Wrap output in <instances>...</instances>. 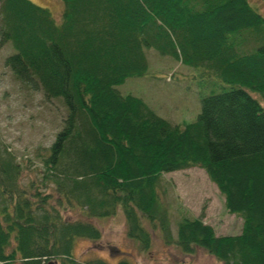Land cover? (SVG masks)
<instances>
[{"label": "trees", "instance_id": "trees-1", "mask_svg": "<svg viewBox=\"0 0 264 264\" xmlns=\"http://www.w3.org/2000/svg\"><path fill=\"white\" fill-rule=\"evenodd\" d=\"M264 2V0H261ZM56 24L30 0H0L4 66L20 83L59 98L66 110L42 159L41 179L88 219L120 210L126 235L150 247L142 220L168 239L162 174L198 168L241 219L239 235L216 236L200 219L176 224V247L222 264H264V15L248 0H61ZM195 70L199 111L171 124L116 87L145 75V50ZM259 94L262 105L251 96ZM0 153V264H79L73 240L99 231L63 221L45 184ZM89 264H104L94 260ZM126 264V263H120Z\"/></svg>", "mask_w": 264, "mask_h": 264}, {"label": "rangeland", "instance_id": "rangeland-1", "mask_svg": "<svg viewBox=\"0 0 264 264\" xmlns=\"http://www.w3.org/2000/svg\"><path fill=\"white\" fill-rule=\"evenodd\" d=\"M30 1L48 9L54 22L59 24L61 0ZM248 3L264 15V2L248 0ZM12 52L9 43L0 48V153L8 154L21 169V189H26L25 184L36 178L38 184H45L41 192L49 197L50 207L63 221L88 222L99 231L100 238L96 242L74 239L71 259L76 263L100 259L106 264H116L120 259L130 264H177L182 260L186 264H222L199 248L193 249L192 258L183 256L175 248L176 224L185 218L200 219L213 229L216 236H235L241 232V219L227 213L223 198L198 168L161 175L159 194L166 211L168 239H164L158 226H150L143 219L142 225L151 236V245L144 253L127 238L120 210L104 219H88L80 208L71 207L63 200L57 202L53 187L40 177L41 161L56 133L63 127L66 110L59 98L46 99L39 88H31L16 80L3 64ZM144 53L147 62L145 75L125 80L116 87L117 92L141 99L155 115L171 124L193 121L199 111L195 70L152 49ZM251 96L262 105L259 94L251 93Z\"/></svg>", "mask_w": 264, "mask_h": 264}, {"label": "flooded vegetation", "instance_id": "flooded-vegetation-1", "mask_svg": "<svg viewBox=\"0 0 264 264\" xmlns=\"http://www.w3.org/2000/svg\"><path fill=\"white\" fill-rule=\"evenodd\" d=\"M161 233H162V231H160ZM128 238V237H127ZM129 239V238H128ZM129 240H131V239H129ZM150 243H151V236H150ZM136 244V243H135ZM151 245V244H150ZM175 248H177L176 247V245H175ZM139 250V249H138ZM148 250H146V251H141V250H139V252H141V253H144V252H147ZM120 253H121V251H119ZM181 252V251H180ZM183 253V256L185 255L186 257H188V258H192V256H193V251L191 252V253H184V252H182ZM92 261H94V260H84L83 262H81V261H77V263H79V264H89L90 262H92ZM98 261H100V262H102V263H104V264H106L104 261H102V260H98ZM18 262V261H17ZM17 262H14V263H12V264H17ZM126 263V264H130L129 262H126V260H124V259H120L119 260V262H117L116 264H120V263ZM19 264H21L20 262H18ZM49 263H51V264H57V262L56 261H48V262H46L45 264H49ZM177 264H186V263H184V261L182 260L181 262H179V263H177Z\"/></svg>", "mask_w": 264, "mask_h": 264}, {"label": "water", "instance_id": "water-1", "mask_svg": "<svg viewBox=\"0 0 264 264\" xmlns=\"http://www.w3.org/2000/svg\"><path fill=\"white\" fill-rule=\"evenodd\" d=\"M49 264H51V263H49Z\"/></svg>", "mask_w": 264, "mask_h": 264}]
</instances>
